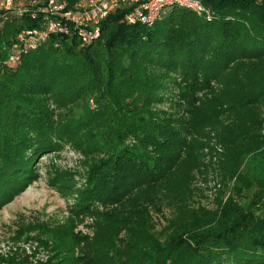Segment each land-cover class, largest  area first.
Returning a JSON list of instances; mask_svg holds the SVG:
<instances>
[{"label": "trees", "instance_id": "1", "mask_svg": "<svg viewBox=\"0 0 264 264\" xmlns=\"http://www.w3.org/2000/svg\"><path fill=\"white\" fill-rule=\"evenodd\" d=\"M203 5L210 18L172 4L151 26L118 9L90 45L53 34L14 64L41 23L0 26V208L39 180L38 157H83L78 183L47 172L67 218L16 224L46 264H264V0Z\"/></svg>", "mask_w": 264, "mask_h": 264}, {"label": "built area", "instance_id": "2", "mask_svg": "<svg viewBox=\"0 0 264 264\" xmlns=\"http://www.w3.org/2000/svg\"><path fill=\"white\" fill-rule=\"evenodd\" d=\"M188 8L198 16L209 12L203 0H81L71 8L66 2L49 0H0V26L10 14L38 19L41 25L21 32L9 56V63L18 61L17 51L26 52L46 42L50 35L73 32L83 46L93 43L101 34V23L111 12L124 10V21L151 26L168 5Z\"/></svg>", "mask_w": 264, "mask_h": 264}, {"label": "rangeland", "instance_id": "3", "mask_svg": "<svg viewBox=\"0 0 264 264\" xmlns=\"http://www.w3.org/2000/svg\"><path fill=\"white\" fill-rule=\"evenodd\" d=\"M82 161L83 157L70 145H65L47 156L38 157L35 167L40 175L39 180L29 184L23 192L0 208L1 257L6 258L15 253H23L29 257L30 264L47 263L52 255L49 249L30 238L23 237L17 242L12 239L16 224L22 218L29 221L39 218L43 222L63 221L67 218L74 199L63 195L57 190V185L52 186L47 172H51L52 176L55 175L54 173L60 174L61 180L75 176L74 181L78 183L76 173H81ZM87 221L78 224L76 232L88 234L90 231L86 227Z\"/></svg>", "mask_w": 264, "mask_h": 264}]
</instances>
